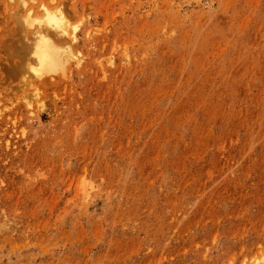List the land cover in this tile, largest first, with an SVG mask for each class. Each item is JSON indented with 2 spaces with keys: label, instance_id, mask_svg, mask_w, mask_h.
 I'll use <instances>...</instances> for the list:
<instances>
[{
  "label": "rangeland",
  "instance_id": "obj_1",
  "mask_svg": "<svg viewBox=\"0 0 264 264\" xmlns=\"http://www.w3.org/2000/svg\"><path fill=\"white\" fill-rule=\"evenodd\" d=\"M0 0V264H264V0ZM70 56L33 81L20 15Z\"/></svg>",
  "mask_w": 264,
  "mask_h": 264
},
{
  "label": "bare ground",
  "instance_id": "obj_2",
  "mask_svg": "<svg viewBox=\"0 0 264 264\" xmlns=\"http://www.w3.org/2000/svg\"><path fill=\"white\" fill-rule=\"evenodd\" d=\"M13 1V0H11ZM26 5L25 0H20ZM37 12L27 8L21 18V28L25 37L30 39L27 59L33 81L44 73L60 67L64 55L70 56L72 44L76 40V24H69L64 12L55 4L54 7L40 2Z\"/></svg>",
  "mask_w": 264,
  "mask_h": 264
}]
</instances>
